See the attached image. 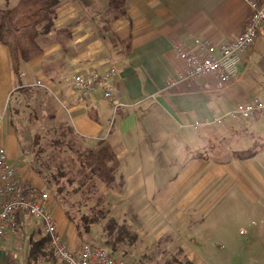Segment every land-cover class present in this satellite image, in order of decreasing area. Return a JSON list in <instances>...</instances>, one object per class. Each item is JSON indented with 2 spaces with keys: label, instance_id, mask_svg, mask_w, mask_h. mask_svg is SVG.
I'll return each mask as SVG.
<instances>
[{
  "label": "crops",
  "instance_id": "obj_1",
  "mask_svg": "<svg viewBox=\"0 0 264 264\" xmlns=\"http://www.w3.org/2000/svg\"><path fill=\"white\" fill-rule=\"evenodd\" d=\"M16 2L0 0V8ZM56 13L42 54L24 65L21 77L0 42V146L9 163L23 181L50 193L59 234L70 249L88 240L110 250L102 224L81 228L77 222L88 203L68 209L57 201L54 179L31 166L26 138L11 119L12 112L18 115L12 107L17 98H33L21 90L44 92L47 126L52 132L59 123L71 126L78 154L98 168L92 198L106 200L109 215L136 236L121 257L125 264H220L213 252L231 211L260 200L264 208V114L223 126L193 124L264 98V37L242 55L237 75L223 89L213 75L169 90L165 83L180 68L173 42L192 48L195 39L216 46L233 40L251 17L250 6L245 0H60ZM111 68L114 98L124 105L117 113L99 83L80 100L72 82L76 75L100 81ZM228 131H249L258 140H241L229 154L216 144ZM248 149L255 151L249 158L234 155ZM79 195L85 196L80 192L73 200ZM44 237L42 226L24 215L0 241V264H56L40 258L28 263L31 243ZM180 251L182 259L174 256Z\"/></svg>",
  "mask_w": 264,
  "mask_h": 264
},
{
  "label": "built area",
  "instance_id": "obj_2",
  "mask_svg": "<svg viewBox=\"0 0 264 264\" xmlns=\"http://www.w3.org/2000/svg\"><path fill=\"white\" fill-rule=\"evenodd\" d=\"M252 10L251 17L238 37L221 45L210 40L195 39L192 48L173 42L174 58L179 61L177 74L165 83V89H173L183 82L215 76L217 87L223 89L237 75L242 55L256 40L264 37V5L259 0H245ZM116 70L111 68L100 81L91 75H76L72 78L74 88L80 93L79 99L89 98L99 83L104 89V98L117 113L124 105L114 98L113 79ZM36 86H41L37 82ZM264 114V98L255 97L246 103L236 104L222 116L214 115L205 124L196 121L193 128L201 125L223 126L228 122H242ZM27 215L42 226L43 233L51 240L56 264H125L110 255L106 247L90 243L72 250L66 246L59 234L55 216L50 204V193L23 181L9 163L6 149L0 146V241L19 228L21 218Z\"/></svg>",
  "mask_w": 264,
  "mask_h": 264
},
{
  "label": "trees",
  "instance_id": "obj_3",
  "mask_svg": "<svg viewBox=\"0 0 264 264\" xmlns=\"http://www.w3.org/2000/svg\"><path fill=\"white\" fill-rule=\"evenodd\" d=\"M59 3L60 0H17L13 7L0 8V42L8 46L10 50L12 68L17 78L21 77L25 64L42 54L41 42L54 31V20ZM54 132L56 137L49 142L50 150H52L48 152V160L53 165L50 163L46 165L41 158L37 157L34 158V162L36 166H40L37 170L40 175L45 179H54L56 199L69 209L78 205V199L73 200V198L80 192L85 196L79 195V200L94 199L92 196L96 193L95 177L98 168L93 162L87 161L88 158L85 155L78 154L71 126L65 122L61 123L59 127L56 126ZM35 139L34 145L38 147L39 137L35 136ZM35 146H31V150L39 152V155L42 154L40 147ZM254 154L253 149L234 153L241 159L249 158ZM51 185L49 183L47 186L51 187ZM86 196L89 198L86 199ZM96 203L100 206V199H96L94 204ZM90 214L93 218L91 220L87 216H80L77 221L80 227L104 223L106 225L104 232L109 234L104 246L110 248L112 257L116 258L117 254L122 258L125 257L126 247L134 243L136 239L128 226L120 224L114 218L108 219L109 210L105 214L104 212L100 214L90 212ZM39 258L55 260L51 240L47 236L31 243L28 263L33 260L38 261ZM116 259L119 260V258Z\"/></svg>",
  "mask_w": 264,
  "mask_h": 264
},
{
  "label": "rangeland",
  "instance_id": "obj_4",
  "mask_svg": "<svg viewBox=\"0 0 264 264\" xmlns=\"http://www.w3.org/2000/svg\"><path fill=\"white\" fill-rule=\"evenodd\" d=\"M22 93H29L33 98L24 95V97L28 98H17L16 101L13 103L12 107L18 113V115H14V112L11 113V119L22 133L23 137L26 138L24 145L27 146V150L29 153L28 157L30 160L33 158H41L46 165L50 163L48 160V152L50 150L49 142L56 136H54L55 132L51 131V127L47 126L49 124V119L46 117L45 111L46 105L43 107V104H46V98L44 92H26L21 90ZM52 113L53 111L50 110ZM61 123L58 124V127ZM36 131L37 137H39V146L42 150V154L39 155V152L35 150H31V146L34 147L35 136L33 137V131ZM251 132L247 131L246 134H233V132L225 133L222 135L221 140L218 141L217 146L218 148H223L225 151H228L230 154V150H235L240 146L238 143L244 139H246L245 145H248L250 141L258 140L256 135H252ZM59 138V137H58ZM259 142V141H258ZM37 147V146H35ZM37 147V148H38ZM31 150V151H30ZM232 151V152H233ZM204 153L208 152L207 150L203 151ZM40 156V157H39ZM38 164V163H37ZM51 164V163H50ZM36 163L33 161L31 163L32 167H35ZM37 169L40 167L39 165L36 166ZM47 176V175H46ZM98 197L90 200V201H79L78 205H74V208L78 209L83 206V204L88 203L89 210H84V216H87L89 220L93 219L90 212L96 213H103L108 212V206L103 200L101 201V205L94 204L95 200ZM261 200L258 201L257 204L254 206H249L246 203L245 210L243 209V205L239 204V206L235 207L233 211H231V216L228 217L224 221L225 229L224 232L220 236V242H216L215 250L213 252L214 260L219 258L220 264L223 262L230 263V264H264V208L261 206ZM263 202V201H262ZM256 209V210H255ZM75 211V210H74ZM108 219L114 218L111 215H108ZM115 219V218H114ZM118 222L119 220L116 219ZM123 224L122 222H119ZM102 228L106 225L102 223ZM106 235V234H105ZM109 235V234H108ZM107 236V235H106ZM108 238V237H106ZM247 239H250V242H247ZM95 240V239H94ZM107 240V239H106ZM92 241L85 240V243H89ZM83 243V244H85ZM105 243V242H104ZM82 244V245H83ZM91 244V243H90ZM81 245V246H82ZM67 246V245H66ZM80 246V247H81ZM68 247V246H67ZM79 247V248H80ZM176 252V250H174ZM116 255V254H115ZM181 255V256H180ZM174 256L182 259V252L175 254ZM169 256L165 257L167 260ZM256 259L257 262H251L250 258ZM116 258L126 263L125 259H122L119 254L116 255ZM128 259H131L127 257ZM227 261V262H226ZM237 261V262H236ZM181 264H188L185 261H182ZM166 264V263H165Z\"/></svg>",
  "mask_w": 264,
  "mask_h": 264
}]
</instances>
